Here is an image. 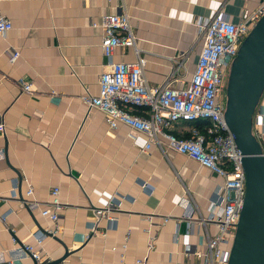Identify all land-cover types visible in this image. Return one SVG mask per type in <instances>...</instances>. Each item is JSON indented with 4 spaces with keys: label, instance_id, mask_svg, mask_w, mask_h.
Returning <instances> with one entry per match:
<instances>
[{
    "label": "crops",
    "instance_id": "0c3cea01",
    "mask_svg": "<svg viewBox=\"0 0 264 264\" xmlns=\"http://www.w3.org/2000/svg\"><path fill=\"white\" fill-rule=\"evenodd\" d=\"M261 2L0 0V16L14 24L0 33V122L5 124L0 133V149L5 152L0 159V252L34 243L32 232L54 226L22 199L31 185L34 198L48 202L52 188L58 186L61 229L45 241L46 263L63 258L57 264H138V258L148 255L147 264H189L192 257L177 241V233L182 237L189 230L185 218L189 205L208 216L224 178L171 148L164 152L152 145L144 150L145 134L132 139L129 126L112 129L103 112L89 110L83 96L98 94L100 75L109 68L100 46L103 30L92 24L104 14L127 12L138 46L148 58L149 84L182 88L201 49L198 18L223 10L231 21L239 22ZM14 49L21 55L12 63ZM134 58L132 49L115 54L117 61ZM183 58L187 71L181 69L171 78ZM24 82L33 84V93L23 91ZM175 129L181 134L185 126ZM145 181L153 184L152 191L142 187ZM15 184L19 198L12 196ZM114 194L123 209L117 227L87 238L94 208L104 206ZM165 216L170 220L163 224ZM107 224L100 223L103 228ZM148 228L157 235L149 253ZM217 232L213 223L194 222L192 248L204 249L206 235ZM19 264L35 261L27 258Z\"/></svg>",
    "mask_w": 264,
    "mask_h": 264
},
{
    "label": "built area",
    "instance_id": "2783aa9c",
    "mask_svg": "<svg viewBox=\"0 0 264 264\" xmlns=\"http://www.w3.org/2000/svg\"><path fill=\"white\" fill-rule=\"evenodd\" d=\"M263 15L264 0L252 12H245L239 22L231 21L223 10L212 17L198 18L196 26L202 41L201 49L191 78L182 88H174L167 83L157 86L149 84L146 78L148 58L138 46L137 35L127 12L104 14L92 24L103 30L100 46L109 60V68L100 75L98 94L87 93L83 96L89 110L103 112L112 129L119 124L129 126L132 131L128 135L132 139L140 133L145 134L148 141L144 150H149L152 145L164 152L171 148L224 178V182L218 186V199L211 201L208 216H203L195 206L189 205L185 214V218L189 219V230L182 237L177 233V241L183 244L184 252L192 257L189 264H229L230 261L232 243L245 203L246 173L244 155L225 118L226 86L241 45ZM13 27L11 19L0 16V33L8 32ZM119 49H132L135 58L130 61L115 60ZM20 55L18 49L10 51L11 62H16ZM186 58L178 61L171 78L181 69L187 71ZM23 91L33 93V84L24 82ZM198 121L207 124L202 129L196 125ZM180 125H184L185 129L178 134L175 128ZM4 131L5 124L0 122V133ZM253 133L262 146L264 156V90L253 115ZM4 154V150L0 149V159ZM142 187L148 191L154 189L149 181L143 182ZM25 195L23 204L31 210H40L43 217L54 222V226L32 232L34 243H24L0 252V264H19L27 258L38 264L44 263L45 241L60 232L58 221L63 208L60 188H52L48 202L34 198L31 185ZM12 196L20 197L18 184L13 186ZM122 210V202L116 194L104 206L95 207L86 237L91 238L98 232L106 235L109 229L117 227ZM3 217L6 218L7 214ZM152 217L148 216L150 223ZM162 219L164 224L170 217ZM102 220L108 223L105 228L100 225ZM194 222L203 226L213 223L218 229L216 235H206L204 249L192 248L190 231ZM147 232L149 253L156 247L157 235L151 232V228ZM123 247H127V242ZM147 260L148 255L138 258L136 262L147 264Z\"/></svg>",
    "mask_w": 264,
    "mask_h": 264
},
{
    "label": "water",
    "instance_id": "95a60500",
    "mask_svg": "<svg viewBox=\"0 0 264 264\" xmlns=\"http://www.w3.org/2000/svg\"><path fill=\"white\" fill-rule=\"evenodd\" d=\"M263 90L264 15L241 45L226 86L225 118L244 155L246 173L245 203L229 264H264V156L253 133V115ZM62 259L42 264H57Z\"/></svg>",
    "mask_w": 264,
    "mask_h": 264
},
{
    "label": "trees",
    "instance_id": "16d2710c",
    "mask_svg": "<svg viewBox=\"0 0 264 264\" xmlns=\"http://www.w3.org/2000/svg\"><path fill=\"white\" fill-rule=\"evenodd\" d=\"M206 124H207V122H205V121H198V122L196 123V125H197L198 127L202 128V129L206 126Z\"/></svg>",
    "mask_w": 264,
    "mask_h": 264
}]
</instances>
